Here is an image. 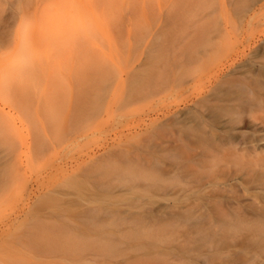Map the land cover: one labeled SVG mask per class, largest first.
Returning a JSON list of instances; mask_svg holds the SVG:
<instances>
[{
	"label": "rangeland",
	"instance_id": "rangeland-1",
	"mask_svg": "<svg viewBox=\"0 0 264 264\" xmlns=\"http://www.w3.org/2000/svg\"><path fill=\"white\" fill-rule=\"evenodd\" d=\"M0 264H264V0H0Z\"/></svg>",
	"mask_w": 264,
	"mask_h": 264
},
{
	"label": "bare ground",
	"instance_id": "bare-ground-1",
	"mask_svg": "<svg viewBox=\"0 0 264 264\" xmlns=\"http://www.w3.org/2000/svg\"><path fill=\"white\" fill-rule=\"evenodd\" d=\"M34 221V220H33ZM35 225V224H34ZM34 227V226H33ZM35 228V227H34Z\"/></svg>",
	"mask_w": 264,
	"mask_h": 264
}]
</instances>
